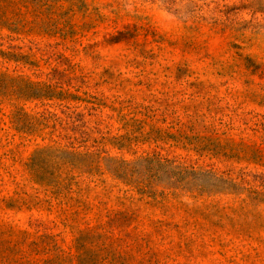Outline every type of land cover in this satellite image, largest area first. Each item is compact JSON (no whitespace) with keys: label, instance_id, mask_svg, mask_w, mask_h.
Instances as JSON below:
<instances>
[{"label":"rangeland","instance_id":"obj_1","mask_svg":"<svg viewBox=\"0 0 264 264\" xmlns=\"http://www.w3.org/2000/svg\"><path fill=\"white\" fill-rule=\"evenodd\" d=\"M0 264H264V0H0Z\"/></svg>","mask_w":264,"mask_h":264}]
</instances>
